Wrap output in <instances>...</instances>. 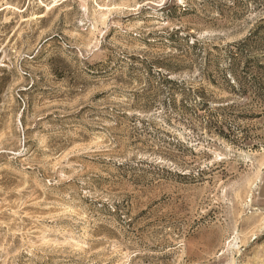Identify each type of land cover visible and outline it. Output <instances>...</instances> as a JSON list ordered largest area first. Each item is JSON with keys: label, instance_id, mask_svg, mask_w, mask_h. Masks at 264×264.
<instances>
[{"label": "rangeland", "instance_id": "obj_1", "mask_svg": "<svg viewBox=\"0 0 264 264\" xmlns=\"http://www.w3.org/2000/svg\"><path fill=\"white\" fill-rule=\"evenodd\" d=\"M0 264H264V0H0Z\"/></svg>", "mask_w": 264, "mask_h": 264}, {"label": "trees", "instance_id": "obj_2", "mask_svg": "<svg viewBox=\"0 0 264 264\" xmlns=\"http://www.w3.org/2000/svg\"><path fill=\"white\" fill-rule=\"evenodd\" d=\"M249 42V40H247L246 42H244L242 45L244 47L242 48H247L245 46H247V43ZM167 80V82H171L172 81L168 80L167 78H165ZM199 107L200 110L203 111L206 115H207V121H206V126L207 128L211 131L212 129H214L215 131L219 132V134H223V128L222 127H217L218 123L220 121H218V118H216V116L214 117L215 114L212 113V111L210 110L209 106L206 103H202V102H197L196 103ZM229 138V137H228Z\"/></svg>", "mask_w": 264, "mask_h": 264}]
</instances>
